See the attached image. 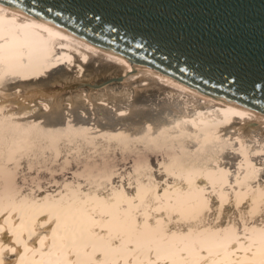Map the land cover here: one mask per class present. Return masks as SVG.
I'll return each mask as SVG.
<instances>
[{
	"label": "bare ground",
	"instance_id": "6f19581e",
	"mask_svg": "<svg viewBox=\"0 0 264 264\" xmlns=\"http://www.w3.org/2000/svg\"><path fill=\"white\" fill-rule=\"evenodd\" d=\"M0 264H264V107L0 0Z\"/></svg>",
	"mask_w": 264,
	"mask_h": 264
},
{
	"label": "water",
	"instance_id": "95a60500",
	"mask_svg": "<svg viewBox=\"0 0 264 264\" xmlns=\"http://www.w3.org/2000/svg\"><path fill=\"white\" fill-rule=\"evenodd\" d=\"M264 107V0H12Z\"/></svg>",
	"mask_w": 264,
	"mask_h": 264
}]
</instances>
